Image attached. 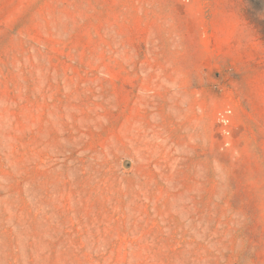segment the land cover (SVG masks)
I'll return each instance as SVG.
<instances>
[{
  "label": "rangeland",
  "instance_id": "374dc122",
  "mask_svg": "<svg viewBox=\"0 0 264 264\" xmlns=\"http://www.w3.org/2000/svg\"><path fill=\"white\" fill-rule=\"evenodd\" d=\"M0 264H264V0H0Z\"/></svg>",
  "mask_w": 264,
  "mask_h": 264
}]
</instances>
